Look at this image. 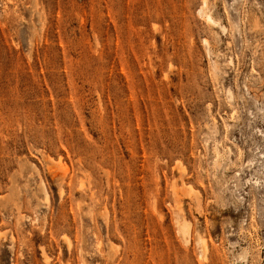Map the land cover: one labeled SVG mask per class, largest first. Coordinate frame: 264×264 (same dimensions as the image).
I'll list each match as a JSON object with an SVG mask.
<instances>
[{"label":"rangeland","instance_id":"374dc122","mask_svg":"<svg viewBox=\"0 0 264 264\" xmlns=\"http://www.w3.org/2000/svg\"><path fill=\"white\" fill-rule=\"evenodd\" d=\"M0 264H264V0H0Z\"/></svg>","mask_w":264,"mask_h":264},{"label":"bare ground","instance_id":"6f19581e","mask_svg":"<svg viewBox=\"0 0 264 264\" xmlns=\"http://www.w3.org/2000/svg\"><path fill=\"white\" fill-rule=\"evenodd\" d=\"M205 5H206V3H205V1H203V2H202V5H201V7L199 8V11H198V12H199V13H202L203 16L205 15L204 17H207V19H209V23H211V22H212V21L210 22V20H212L211 17H210L209 15H207L206 12H204ZM205 10H206V9H205ZM201 16H202V15H201ZM204 17H203V18H204ZM207 21H208V20H207ZM204 43H206V42H204ZM58 161H59V160H58ZM59 162H60V161H59ZM59 162H58V164H60ZM60 166H61V164H60ZM62 166H63V165H62ZM60 168H61V167H60ZM182 226L184 227L185 225H182ZM180 229H181V228H180ZM181 230H182V229H181Z\"/></svg>","mask_w":264,"mask_h":264}]
</instances>
